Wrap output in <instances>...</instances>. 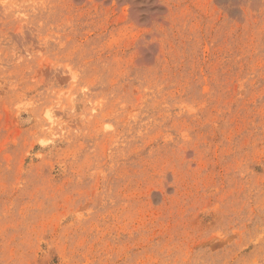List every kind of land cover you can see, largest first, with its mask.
<instances>
[{
	"label": "rangeland",
	"instance_id": "374dc122",
	"mask_svg": "<svg viewBox=\"0 0 264 264\" xmlns=\"http://www.w3.org/2000/svg\"><path fill=\"white\" fill-rule=\"evenodd\" d=\"M0 264H264V0H0Z\"/></svg>",
	"mask_w": 264,
	"mask_h": 264
}]
</instances>
